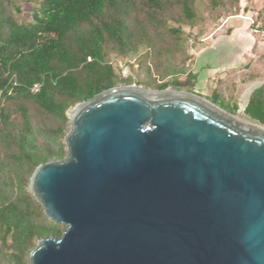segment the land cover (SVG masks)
<instances>
[{
	"label": "water",
	"instance_id": "obj_1",
	"mask_svg": "<svg viewBox=\"0 0 264 264\" xmlns=\"http://www.w3.org/2000/svg\"><path fill=\"white\" fill-rule=\"evenodd\" d=\"M170 86L68 110L65 157L28 183L64 229L30 264H264V127Z\"/></svg>",
	"mask_w": 264,
	"mask_h": 264
},
{
	"label": "trees",
	"instance_id": "obj_2",
	"mask_svg": "<svg viewBox=\"0 0 264 264\" xmlns=\"http://www.w3.org/2000/svg\"><path fill=\"white\" fill-rule=\"evenodd\" d=\"M28 1L35 2L31 20L18 22L9 11H20L15 0H0V260L8 264H27L34 240L63 232L47 221L27 186L37 165L65 157L68 110L119 81H130L116 76L112 54H133L145 44L146 57L156 55L159 64H169L171 51L156 46L150 26L166 28L161 17L172 8L180 20L192 22L197 0ZM172 70L174 81L193 86L197 73ZM168 84L157 83L154 89ZM210 101L231 114L237 109L224 108L216 90ZM247 101L242 110L264 126V84ZM45 116L55 123L45 124Z\"/></svg>",
	"mask_w": 264,
	"mask_h": 264
},
{
	"label": "rangeland",
	"instance_id": "obj_3",
	"mask_svg": "<svg viewBox=\"0 0 264 264\" xmlns=\"http://www.w3.org/2000/svg\"><path fill=\"white\" fill-rule=\"evenodd\" d=\"M15 2L20 11L16 12L10 7L13 17L18 22L30 21L31 8L35 2ZM216 3L214 6L209 0H197L194 6L195 18L190 23L180 20L177 8H172L160 16L165 21L166 28L160 24L150 26L149 35L156 46H168L170 49L167 59L169 64H159L161 59L156 55L146 57L145 44L139 45L137 52L133 54H112L110 63L116 76L130 79L128 84L119 81L116 86L136 85L154 89L157 83L169 82V89L194 93L208 101L212 91L216 90L220 95L219 103L224 108L236 105V111L238 108L242 110L250 92L264 84V0H236L234 3L230 0H216ZM168 28L177 29L179 33L170 32ZM198 51H202L199 52L201 68L195 67ZM148 64L149 70L145 68ZM172 68L183 74L198 71L199 75L193 86L182 85L173 80L175 73ZM250 78L254 80L249 81ZM135 82L145 84L137 85ZM174 83L179 86L172 85ZM43 122L47 125L55 123L46 116L43 117ZM27 191L30 192L28 186ZM47 221L63 231L61 224L48 218ZM38 240H34L33 246ZM26 262L30 264L29 253ZM0 264L8 263L0 260Z\"/></svg>",
	"mask_w": 264,
	"mask_h": 264
},
{
	"label": "crops",
	"instance_id": "obj_4",
	"mask_svg": "<svg viewBox=\"0 0 264 264\" xmlns=\"http://www.w3.org/2000/svg\"><path fill=\"white\" fill-rule=\"evenodd\" d=\"M199 52H202V51H198V53H197V55H196V56H197V57H196V58H197V62L195 63V67H197V68H198V67H199V68L202 67L201 65H199V64H200V63H199V54H201V53H199ZM200 60H201V59H200ZM214 69H215V65H214V66L212 67V69H211L212 72L214 71ZM209 71H210V70H209ZM210 72H211V71H210ZM197 73H198V71H197ZM197 75H199V73H198ZM208 76H209V75H208Z\"/></svg>",
	"mask_w": 264,
	"mask_h": 264
},
{
	"label": "bare ground",
	"instance_id": "obj_5",
	"mask_svg": "<svg viewBox=\"0 0 264 264\" xmlns=\"http://www.w3.org/2000/svg\"><path fill=\"white\" fill-rule=\"evenodd\" d=\"M239 111H240V112H242V110H241V109H239Z\"/></svg>",
	"mask_w": 264,
	"mask_h": 264
},
{
	"label": "built area",
	"instance_id": "obj_6",
	"mask_svg": "<svg viewBox=\"0 0 264 264\" xmlns=\"http://www.w3.org/2000/svg\"><path fill=\"white\" fill-rule=\"evenodd\" d=\"M35 89H36V86H35Z\"/></svg>",
	"mask_w": 264,
	"mask_h": 264
}]
</instances>
